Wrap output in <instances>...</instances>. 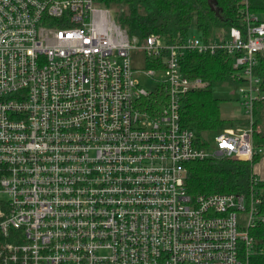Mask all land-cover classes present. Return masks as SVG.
Returning <instances> with one entry per match:
<instances>
[{"label":"built area","instance_id":"built-area-1","mask_svg":"<svg viewBox=\"0 0 264 264\" xmlns=\"http://www.w3.org/2000/svg\"><path fill=\"white\" fill-rule=\"evenodd\" d=\"M242 3L239 25L212 37L139 41L100 0H0V264H250L261 179L237 193L186 187L191 161L264 154V19ZM192 54L231 59L236 84L219 86L237 88L248 119L204 146L181 120L185 95L207 87L185 70Z\"/></svg>","mask_w":264,"mask_h":264},{"label":"trees","instance_id":"trees-1","mask_svg":"<svg viewBox=\"0 0 264 264\" xmlns=\"http://www.w3.org/2000/svg\"><path fill=\"white\" fill-rule=\"evenodd\" d=\"M100 3L110 8L115 20L139 41L151 34H161L170 40L186 37L194 19L200 32L209 38L218 29L229 30L239 25L244 14L242 0H215V8L208 0H100ZM249 9L264 19V0H249ZM227 58L192 54L185 61V70L207 83V87L185 95L181 111L183 125L194 131L202 146L208 144L205 139L214 132L247 124L245 118L223 117L222 99L214 96L219 85L236 84L231 59ZM260 62L258 74L264 79V59ZM159 94L164 96L163 92ZM253 119L254 144L264 147V99L255 102ZM260 156L252 161L211 157L191 161L187 163L186 187L192 195L250 191L257 177L254 164ZM257 186L263 188L264 181L258 180ZM261 209L264 212V199ZM251 234L259 243L250 254V264H264V222L251 228Z\"/></svg>","mask_w":264,"mask_h":264},{"label":"rangeland","instance_id":"rangeland-1","mask_svg":"<svg viewBox=\"0 0 264 264\" xmlns=\"http://www.w3.org/2000/svg\"><path fill=\"white\" fill-rule=\"evenodd\" d=\"M201 34L196 20L194 19L191 27H190V35L191 36H199ZM132 64L135 69L138 70L136 74V79L140 82L141 87L146 88L148 90L155 89L158 84L154 79L148 76L145 71L148 68L145 65L144 55L141 51H133L131 53ZM157 78V76H156ZM214 96L216 98L222 99V115L226 118L233 117L236 118H245L247 119L246 108L244 105V99L239 96V91L237 88L227 87V86H219L214 89ZM232 127V126H231ZM218 132L212 133L208 136L210 142L213 144L215 142V137ZM254 171L258 178L264 180V154L259 161L254 164ZM264 194V189H263Z\"/></svg>","mask_w":264,"mask_h":264},{"label":"water","instance_id":"water-1","mask_svg":"<svg viewBox=\"0 0 264 264\" xmlns=\"http://www.w3.org/2000/svg\"><path fill=\"white\" fill-rule=\"evenodd\" d=\"M211 7L215 8V0H208Z\"/></svg>","mask_w":264,"mask_h":264},{"label":"crops","instance_id":"crops-1","mask_svg":"<svg viewBox=\"0 0 264 264\" xmlns=\"http://www.w3.org/2000/svg\"><path fill=\"white\" fill-rule=\"evenodd\" d=\"M261 157H262V156H260V159H261ZM260 159H259V160H260ZM259 160H258V161H259ZM257 177H259V176H257Z\"/></svg>","mask_w":264,"mask_h":264}]
</instances>
